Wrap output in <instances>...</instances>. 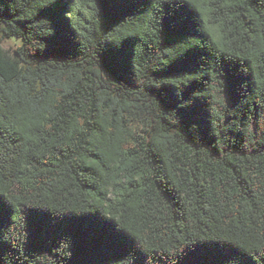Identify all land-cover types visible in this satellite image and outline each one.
<instances>
[{
  "label": "trees",
  "instance_id": "obj_1",
  "mask_svg": "<svg viewBox=\"0 0 264 264\" xmlns=\"http://www.w3.org/2000/svg\"><path fill=\"white\" fill-rule=\"evenodd\" d=\"M0 264H264V0H0Z\"/></svg>",
  "mask_w": 264,
  "mask_h": 264
},
{
  "label": "rangeland",
  "instance_id": "obj_2",
  "mask_svg": "<svg viewBox=\"0 0 264 264\" xmlns=\"http://www.w3.org/2000/svg\"><path fill=\"white\" fill-rule=\"evenodd\" d=\"M1 35V31H0ZM20 44V38L13 36V37H0V46L4 48V50H7L10 53H13V50L15 47Z\"/></svg>",
  "mask_w": 264,
  "mask_h": 264
},
{
  "label": "snow or ice",
  "instance_id": "obj_3",
  "mask_svg": "<svg viewBox=\"0 0 264 264\" xmlns=\"http://www.w3.org/2000/svg\"><path fill=\"white\" fill-rule=\"evenodd\" d=\"M3 210H4V206H3L2 203H0V216H2ZM221 264H224V261L223 260L221 261Z\"/></svg>",
  "mask_w": 264,
  "mask_h": 264
}]
</instances>
